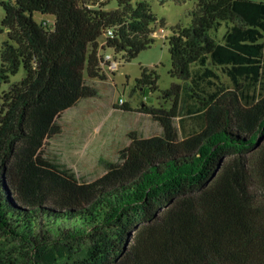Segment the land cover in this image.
Segmentation results:
<instances>
[{
    "label": "trees",
    "instance_id": "16d2710c",
    "mask_svg": "<svg viewBox=\"0 0 264 264\" xmlns=\"http://www.w3.org/2000/svg\"><path fill=\"white\" fill-rule=\"evenodd\" d=\"M1 6L0 264H264L263 1L194 0L166 38L176 81L142 105L160 134H130L91 181L44 157L45 140L106 80L103 51L134 59L164 20L146 0ZM156 82L141 68L135 88Z\"/></svg>",
    "mask_w": 264,
    "mask_h": 264
},
{
    "label": "rangeland",
    "instance_id": "374dc122",
    "mask_svg": "<svg viewBox=\"0 0 264 264\" xmlns=\"http://www.w3.org/2000/svg\"><path fill=\"white\" fill-rule=\"evenodd\" d=\"M0 0V51L1 44L7 39L6 30L1 27L4 17ZM158 20H164L163 30L157 27L153 34L154 42L130 61H120L119 67L106 72V80H89L95 89V95L80 100L72 108L61 113L57 122L60 131L45 140L42 155L55 163H61L72 169L80 181H91L104 173V161L118 160L119 150L129 144V135L142 138L159 135L161 127L150 116L142 112L143 103L159 107L160 90H165L176 81L168 71L170 53L166 38L171 27L176 24L187 26V12L194 0H146ZM263 1L264 0H254ZM116 7L114 1L106 5L110 10ZM34 19L53 21L49 15L34 13ZM104 54L112 56L106 49ZM1 62V59H0ZM141 68L154 70L157 75L158 90L144 94L135 88ZM23 71L11 77V83L19 81ZM7 87L2 85L0 92ZM122 99V102L120 101ZM127 104V110L123 107Z\"/></svg>",
    "mask_w": 264,
    "mask_h": 264
},
{
    "label": "built area",
    "instance_id": "2783aa9c",
    "mask_svg": "<svg viewBox=\"0 0 264 264\" xmlns=\"http://www.w3.org/2000/svg\"><path fill=\"white\" fill-rule=\"evenodd\" d=\"M48 22V20H46ZM46 24V23H44ZM111 33V31H109V34ZM102 66L104 68V71H115L118 67H119V61L116 60L113 55H109V54H104L103 55V60H102ZM120 101L122 102V99L120 98Z\"/></svg>",
    "mask_w": 264,
    "mask_h": 264
}]
</instances>
